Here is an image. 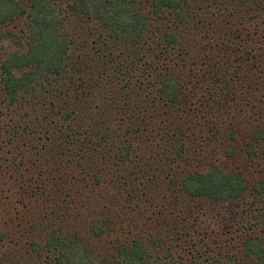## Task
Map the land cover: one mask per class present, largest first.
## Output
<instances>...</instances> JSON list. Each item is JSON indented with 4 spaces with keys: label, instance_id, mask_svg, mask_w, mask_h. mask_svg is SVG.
I'll return each instance as SVG.
<instances>
[{
    "label": "rangeland",
    "instance_id": "obj_1",
    "mask_svg": "<svg viewBox=\"0 0 264 264\" xmlns=\"http://www.w3.org/2000/svg\"><path fill=\"white\" fill-rule=\"evenodd\" d=\"M194 4L203 8L201 19L180 28L179 44L163 58L181 86L174 106L156 102L159 78L127 70L141 54L147 64L156 62L148 42L112 48L110 31L79 17L65 28L73 42L68 79L15 106L0 91V159L8 161L0 169V257L6 264H48L44 242L52 232L79 239L103 264H114L117 248L135 240L150 242L153 255L171 248L187 263L188 252L200 261L226 232L254 228L264 237V203L254 204L247 193L215 204L188 197L181 185L187 175L214 167L244 172L251 184L264 179V145L248 155L264 126V0ZM26 25L23 19L0 29L10 34L0 41V58L24 42ZM91 78L106 79L112 89L104 92ZM226 93L234 101L218 121ZM124 96L138 103L128 113L140 127L132 135L118 130L129 123L119 113ZM73 109L79 116L67 119ZM140 115L148 116L144 123Z\"/></svg>",
    "mask_w": 264,
    "mask_h": 264
},
{
    "label": "trees",
    "instance_id": "obj_2",
    "mask_svg": "<svg viewBox=\"0 0 264 264\" xmlns=\"http://www.w3.org/2000/svg\"><path fill=\"white\" fill-rule=\"evenodd\" d=\"M195 1L0 0V29L23 19L27 24L26 30L22 33L24 42L19 43L16 51L5 58H0V91L8 98L9 104L15 106L23 102L21 99L24 97L39 95L40 92L53 88L56 81L68 79L67 76L71 75V62L68 54L73 42L65 28L73 17H79L99 22L102 27L110 31L111 36L109 37H112L114 42L112 48L119 47L121 44L133 46L140 40L148 42L146 45L149 51H157L156 62L152 65L147 64L146 57L141 54L142 56L130 61L133 64L130 63L132 65L131 67L129 65L127 70L132 72L139 69L147 72V76L154 75L159 78L155 90V99H158L156 102L174 106L178 102L181 86L178 77L173 72H169L167 60L163 58L169 56V50H175V46L179 44L180 28L201 19L203 8L196 7ZM230 1L244 3L247 0ZM151 20L157 22L160 28L150 29ZM9 37V32H0V41ZM85 60L82 57L78 65L81 64V67H84L87 63ZM134 64L136 67L133 66ZM116 70L119 72L118 68ZM116 70L113 69V72L118 77ZM91 83H96L97 87L101 86L104 92L112 89L111 83L103 78H91ZM108 94L111 95L113 92ZM230 97L231 95L227 93L222 94L220 102L224 106H221V114L216 118L218 121L230 111L229 102L234 101ZM124 99V107L119 113L127 114L128 119L126 120L129 123L125 128L119 126L118 130H122L125 135H132L140 131V127L128 113L134 109L136 111L138 103L132 100V96H124ZM78 112L77 109L71 110L67 119H70L72 115H78ZM153 113L160 114L156 110ZM146 118L148 116L140 115V123H144ZM254 134L256 141L248 144V155L256 153L255 149L258 144L264 145V126ZM7 162L0 159V169ZM261 173L264 174V168L261 169ZM181 185L188 197L204 199L215 204L242 199L247 193L253 197L254 204L264 203V179L251 184L244 172H226L221 167L189 174L183 179ZM242 230L243 234L226 232L229 236L224 238L217 232L218 240L220 236L219 242L212 244V248L208 246L210 250L199 256L200 261H194L196 256L194 258L190 252H185L188 260L190 259L187 263L182 262L181 256L175 259L171 248L167 252L156 251L153 255L150 242L135 240L117 248V258L114 264H264V237L257 236L254 228H249V233L244 228ZM44 245L46 249L44 260L47 259L44 263L103 264L102 261L89 254V248L85 243L76 238L70 239L52 232L45 238ZM2 248L3 245L0 244V251ZM37 257L42 258L43 256L38 254ZM0 264H6L2 257H0Z\"/></svg>",
    "mask_w": 264,
    "mask_h": 264
}]
</instances>
